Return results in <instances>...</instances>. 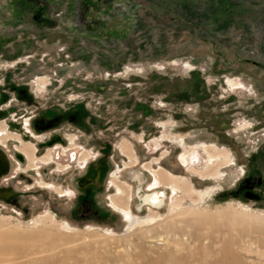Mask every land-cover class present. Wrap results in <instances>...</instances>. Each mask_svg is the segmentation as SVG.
Here are the masks:
<instances>
[{
    "label": "rangeland",
    "instance_id": "374dc122",
    "mask_svg": "<svg viewBox=\"0 0 264 264\" xmlns=\"http://www.w3.org/2000/svg\"><path fill=\"white\" fill-rule=\"evenodd\" d=\"M0 130V264H264V0H0Z\"/></svg>",
    "mask_w": 264,
    "mask_h": 264
},
{
    "label": "bare ground",
    "instance_id": "6f19581e",
    "mask_svg": "<svg viewBox=\"0 0 264 264\" xmlns=\"http://www.w3.org/2000/svg\"><path fill=\"white\" fill-rule=\"evenodd\" d=\"M128 149L129 148L126 147L125 145H120V151H121L122 154H126V155L129 154V150ZM18 150L21 153H23L26 157H29L31 155V153L29 152L30 148H29V146L27 144H22L21 147L18 148ZM207 155H208V157L210 159H212V158H214L216 156H221L222 154L220 152H215L214 150H207ZM20 158L23 160V156L21 154H20ZM7 162H8L7 158H5L3 156L2 157L0 156V174L7 169V166H8ZM191 171H194L195 173L198 174V172L195 171L194 169H191ZM200 176H203V174H201ZM154 178L162 186L170 185V186H174V188H176V189H180V188L183 189L184 188V190H189V186L184 181L178 180L177 177L171 176L170 174H167L165 172L154 171ZM121 192H122V189H121ZM7 195H8V193L6 191L3 192L2 189H0V198H6ZM159 197L160 196H158L156 193H152V194L147 195V197H145V200H146V202L148 204H151L152 206H156L161 201V199ZM128 199H129V193L126 194V195H123V196H118V197L116 196L114 198H111V202L117 207H123L125 209H128L127 205H126V202H128L127 201ZM244 219H245V217H244Z\"/></svg>",
    "mask_w": 264,
    "mask_h": 264
},
{
    "label": "flooded vegetation",
    "instance_id": "af4514ba",
    "mask_svg": "<svg viewBox=\"0 0 264 264\" xmlns=\"http://www.w3.org/2000/svg\"><path fill=\"white\" fill-rule=\"evenodd\" d=\"M44 80H42L41 81V83L42 84H44ZM232 89H234V90H241L242 89V87H240V85H238L237 87H232ZM0 139L2 140L3 139V136L1 135V130H0ZM16 150L23 156V159L25 158L26 160H27V158L25 157V155L23 154V153H21L19 150H18V148H16ZM189 154V153H188ZM188 154H185V155H182L183 156V162H181V161H179L183 166H187V162H188V158H187V156H188ZM194 165H199V163H201L200 161H199V158H195L194 160H193V162H192ZM147 169V168H146ZM148 170V169H147ZM149 171V170H148ZM99 173H100V171L99 170H97V174H96V176L94 177V180H95V182H97L98 181V179H99ZM141 175H139L138 173H136L135 175H134V177L135 178H137L138 180H140V177ZM151 176H153L154 177V175H152L151 174ZM152 180L155 182V178L153 179L152 178ZM158 185H160L158 182H156ZM160 186H162V185H160ZM129 189H130V186H129ZM155 189V188H154ZM109 202H110V205H111V207H113V208H115V209H118L117 207H115V205L111 202V200H110V198H109ZM128 203V202H127ZM127 206H128V204H127ZM119 209H121V208H119Z\"/></svg>",
    "mask_w": 264,
    "mask_h": 264
},
{
    "label": "water",
    "instance_id": "95a60500",
    "mask_svg": "<svg viewBox=\"0 0 264 264\" xmlns=\"http://www.w3.org/2000/svg\"><path fill=\"white\" fill-rule=\"evenodd\" d=\"M1 156V155H0ZM2 157V156H1ZM7 170V169H6ZM6 170L0 174V177L6 173ZM4 192V190H2Z\"/></svg>",
    "mask_w": 264,
    "mask_h": 264
},
{
    "label": "crops",
    "instance_id": "0c3cea01",
    "mask_svg": "<svg viewBox=\"0 0 264 264\" xmlns=\"http://www.w3.org/2000/svg\"><path fill=\"white\" fill-rule=\"evenodd\" d=\"M149 191H151V190H154V189H148Z\"/></svg>",
    "mask_w": 264,
    "mask_h": 264
}]
</instances>
